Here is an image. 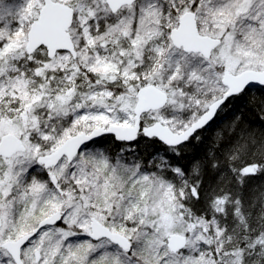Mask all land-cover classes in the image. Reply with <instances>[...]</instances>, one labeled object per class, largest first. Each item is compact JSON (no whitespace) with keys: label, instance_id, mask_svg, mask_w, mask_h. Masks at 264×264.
<instances>
[{"label":"snow or ice","instance_id":"1","mask_svg":"<svg viewBox=\"0 0 264 264\" xmlns=\"http://www.w3.org/2000/svg\"><path fill=\"white\" fill-rule=\"evenodd\" d=\"M264 0H0V264H264Z\"/></svg>","mask_w":264,"mask_h":264},{"label":"trees","instance_id":"2","mask_svg":"<svg viewBox=\"0 0 264 264\" xmlns=\"http://www.w3.org/2000/svg\"><path fill=\"white\" fill-rule=\"evenodd\" d=\"M261 179H264L262 177H254V182H259Z\"/></svg>","mask_w":264,"mask_h":264}]
</instances>
